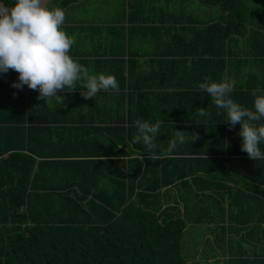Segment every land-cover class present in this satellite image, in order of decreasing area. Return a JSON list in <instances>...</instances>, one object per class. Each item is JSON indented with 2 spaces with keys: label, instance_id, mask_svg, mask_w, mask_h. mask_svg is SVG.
I'll list each match as a JSON object with an SVG mask.
<instances>
[{
  "label": "trees",
  "instance_id": "trees-1",
  "mask_svg": "<svg viewBox=\"0 0 264 264\" xmlns=\"http://www.w3.org/2000/svg\"><path fill=\"white\" fill-rule=\"evenodd\" d=\"M2 1L7 7L14 3ZM79 1L51 0V5L65 10ZM202 1L219 9L220 20L200 30L196 42L206 49L193 53L215 61L212 81L235 79L231 98L252 108L251 92L259 87L264 94L263 82L244 77L242 83L232 72L240 74L235 65L246 63L237 57L264 58V0ZM244 37L245 51L237 44ZM18 77L14 69L0 73V125H13L10 134L0 127V136L7 133L13 140L29 135L30 127L23 126L32 124L33 90L12 88ZM199 84L152 85L186 88L179 94L119 85L132 90L128 114L106 127L97 150L87 153L92 159L37 165L29 154H9L0 164L11 175L9 189H0V264H184L189 224L217 226L225 264H264V160L241 151L240 125L229 130L227 114ZM162 103L177 110L161 115ZM196 108L207 109L211 118L194 116ZM137 119L164 121L157 137L162 148L175 130L198 132L200 139L178 146L171 158L149 159L142 144L131 143ZM25 147L0 145V156Z\"/></svg>",
  "mask_w": 264,
  "mask_h": 264
},
{
  "label": "crops",
  "instance_id": "crops-1",
  "mask_svg": "<svg viewBox=\"0 0 264 264\" xmlns=\"http://www.w3.org/2000/svg\"><path fill=\"white\" fill-rule=\"evenodd\" d=\"M218 10L202 0H80L65 9L66 22L62 30L76 37L70 56L78 58L79 63L93 73L115 76L119 85L202 83L206 76L215 79L216 64L209 56L193 52L202 51V47L206 49L199 42L198 33L220 20ZM232 44L235 46L236 43ZM237 44L240 50H247V37L240 38ZM236 59L246 63L235 65V71L240 74L233 71L234 78H239L243 83L244 77H247L248 82L260 84L258 81H262L264 84V58L242 55ZM189 63L190 69L186 67ZM226 65L228 68V63ZM153 86L145 92L179 94L186 90L183 87ZM84 91L77 85L76 91L64 92L65 106L55 109L46 106L43 100H37L39 91L33 90L28 101L32 124L23 126L30 127L29 135L23 139L19 135L13 140L7 135L13 125H0L9 129L0 136L1 146L20 147L26 144V147L17 152L10 150L0 156V164L11 153L29 154L37 165L92 159L87 157V153L97 150L106 127L116 125L120 117L128 114L127 99L132 95V90L129 87L118 92H101L94 99L82 97L80 92ZM124 97L125 101L122 100ZM121 101L124 107H120ZM173 109L169 104L162 103L160 113L169 115ZM7 174V170L0 169L1 191L8 190L11 184V175ZM228 185L234 186L231 182ZM224 206L227 208L228 203ZM189 225L192 226L186 230L194 231L195 226H199ZM205 227L206 240L216 244L215 252L220 257L225 256L216 240L221 231L217 230L216 225ZM228 236L224 238L227 240ZM211 258L208 260L217 259ZM225 258L227 261L228 257Z\"/></svg>",
  "mask_w": 264,
  "mask_h": 264
},
{
  "label": "clouds",
  "instance_id": "clouds-1",
  "mask_svg": "<svg viewBox=\"0 0 264 264\" xmlns=\"http://www.w3.org/2000/svg\"><path fill=\"white\" fill-rule=\"evenodd\" d=\"M65 22V10L52 6L51 0H14L8 7L0 4V73L7 74L9 69H14L19 77L18 82L11 84L12 88L22 90L27 85L38 90L37 100L55 109L65 106L63 93L76 91L77 85L85 89L80 92L85 99H94L101 92H118L119 82L115 76L93 73L80 64L78 58L70 56L76 37L62 30ZM186 67L190 69L191 63ZM236 84L233 78L225 77L216 82L206 76L198 87L227 114L225 123L229 130L240 125L241 151L252 160H264V150L260 147L264 145V94H259L262 92L259 87L253 89V107H246L231 98ZM193 114L211 118L205 108H196ZM133 123L137 134L131 143L142 144L149 159L171 158L176 155L178 146L200 139L198 132L175 130V137L162 148L157 140L161 121L137 119Z\"/></svg>",
  "mask_w": 264,
  "mask_h": 264
},
{
  "label": "rangeland",
  "instance_id": "rangeland-1",
  "mask_svg": "<svg viewBox=\"0 0 264 264\" xmlns=\"http://www.w3.org/2000/svg\"><path fill=\"white\" fill-rule=\"evenodd\" d=\"M191 226L192 225H189L188 228ZM205 230H207L206 227L202 225L195 226L194 231L186 230L183 238V256L185 259L184 264H224L225 263L226 261L225 256L220 257L219 253L215 252L216 244L212 240L207 241L206 238L204 237V235H206ZM200 246L202 247V249H199ZM211 257L212 258L216 257L218 260L216 259L209 261L208 259H210Z\"/></svg>",
  "mask_w": 264,
  "mask_h": 264
},
{
  "label": "water",
  "instance_id": "water-1",
  "mask_svg": "<svg viewBox=\"0 0 264 264\" xmlns=\"http://www.w3.org/2000/svg\"><path fill=\"white\" fill-rule=\"evenodd\" d=\"M0 4H3L5 7H7L6 4L2 0H0Z\"/></svg>",
  "mask_w": 264,
  "mask_h": 264
}]
</instances>
